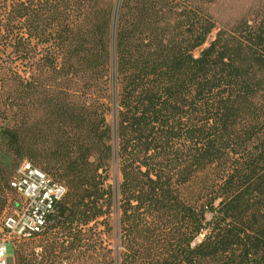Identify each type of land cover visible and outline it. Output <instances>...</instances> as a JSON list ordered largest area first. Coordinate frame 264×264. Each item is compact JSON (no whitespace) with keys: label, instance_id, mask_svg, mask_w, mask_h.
<instances>
[{"label":"trees","instance_id":"trees-1","mask_svg":"<svg viewBox=\"0 0 264 264\" xmlns=\"http://www.w3.org/2000/svg\"><path fill=\"white\" fill-rule=\"evenodd\" d=\"M0 57L68 187L15 264H264V0H1Z\"/></svg>","mask_w":264,"mask_h":264},{"label":"built area","instance_id":"built-area-1","mask_svg":"<svg viewBox=\"0 0 264 264\" xmlns=\"http://www.w3.org/2000/svg\"><path fill=\"white\" fill-rule=\"evenodd\" d=\"M66 193L64 183L27 159L15 164L6 181L0 179V264H15L16 244L43 230Z\"/></svg>","mask_w":264,"mask_h":264},{"label":"rangeland","instance_id":"rangeland-1","mask_svg":"<svg viewBox=\"0 0 264 264\" xmlns=\"http://www.w3.org/2000/svg\"><path fill=\"white\" fill-rule=\"evenodd\" d=\"M1 1V0H0ZM198 51H195V54H197ZM0 64H2V59L0 57ZM27 61L24 62V66H21L22 75L26 80L30 79V71L26 68ZM67 80H64L66 82ZM58 81H56L57 83ZM61 83L57 86V84L54 86L52 85L50 89V93L53 95H56L58 98H62L64 101V104L66 106H69V104L72 101L73 96V90L69 86V84ZM55 84V83H52ZM14 88V83L10 79L6 73L3 72V69L0 67V95L4 94L7 91H12ZM42 94L39 92H33L31 93L30 90L24 89L23 93L21 94L19 98L20 105L17 107H14L13 111L17 110V113L19 117H14L13 111L10 110L8 107H6V104H3L0 102V157L4 158L6 161L9 162V167H3L0 168V179L3 181H6L8 177L10 176L13 167L15 164L22 160L27 159L31 161L33 164L37 165L41 169L46 168L47 172L50 175H55L59 173L57 169H54L52 167V164H48L44 160H40L36 156V152H42V151H49L51 152L53 149H55V138L57 137V131L54 129L53 126L47 127L44 124V118L46 114V108H44V103L41 100ZM18 118L21 120L20 123L22 124L23 129V148H18L14 145H12L9 142L8 137V130L11 128L12 124L18 120ZM68 122V118L65 117V123ZM39 130H42V132H39ZM41 134V135H40ZM46 139L47 142H44L43 140ZM43 141V142H42ZM44 145L45 149L44 150ZM53 172V173H52ZM53 175V177H55ZM63 182L67 187V184L64 179L62 178H56ZM119 181V174L117 170L116 163L112 164V167L109 171V183L115 186L117 182ZM1 207H0V228L2 225L1 221ZM115 218V216L113 217ZM39 238V237H38ZM36 238L35 240H38ZM33 241H20L21 244H29L26 247V253L30 251V247L32 246ZM18 244V243H17ZM16 244V246H17ZM111 244H113V239H111ZM38 250V249H37ZM30 257V256H28ZM14 259V257H13ZM81 259V258H80ZM15 261V260H14ZM69 261H67V264H70ZM73 264H88L86 260H80L78 262H75Z\"/></svg>","mask_w":264,"mask_h":264},{"label":"crops","instance_id":"crops-1","mask_svg":"<svg viewBox=\"0 0 264 264\" xmlns=\"http://www.w3.org/2000/svg\"><path fill=\"white\" fill-rule=\"evenodd\" d=\"M10 258H12V257L10 256ZM10 262H11V260H10ZM13 262H14V259H13Z\"/></svg>","mask_w":264,"mask_h":264}]
</instances>
